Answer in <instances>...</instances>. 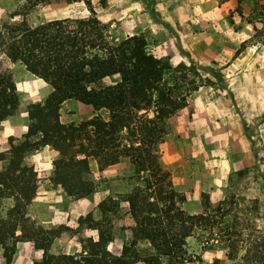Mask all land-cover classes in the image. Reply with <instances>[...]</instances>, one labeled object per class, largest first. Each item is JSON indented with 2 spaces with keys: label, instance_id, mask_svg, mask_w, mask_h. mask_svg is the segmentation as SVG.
<instances>
[{
  "label": "trees",
  "instance_id": "obj_1",
  "mask_svg": "<svg viewBox=\"0 0 264 264\" xmlns=\"http://www.w3.org/2000/svg\"><path fill=\"white\" fill-rule=\"evenodd\" d=\"M34 1L35 4L47 5L84 0ZM257 1L264 3V0ZM99 5L103 10L107 9L105 0H100ZM87 10L88 18H59L37 26H29L24 19L17 20V14H13L7 24L0 25V55L3 57V63L0 61V123L13 116L19 106L16 79L9 67L21 65L53 89L43 104L28 106L31 125L27 134L36 127L54 150L60 146L67 150L77 147L79 151L61 152V157L55 159L53 179L59 182L63 192L77 199L93 192V184L83 182L85 179L80 174L82 170L89 173L91 160L102 170L125 158L137 179H142V186H135L124 197L132 224L127 228L130 242L123 244L118 257L100 249L111 239V227L107 233L105 231L109 223L105 229L101 223L109 222V216L115 212L110 199H105L97 205L101 223L90 221L99 234L97 243L86 242L87 257L75 259L71 254L53 256L50 249L41 246L44 251L41 262L105 264L95 258L103 255L109 256V264L191 263L193 259L187 254L186 239L197 232L203 234L211 230L215 221L208 220L205 213L194 216L183 211L182 202L177 201L179 196L172 190L169 173L160 162L159 148L168 135V120L185 108L187 99L203 85L195 86V81L187 79V72H191L189 66L179 64L173 67L168 57L157 58L148 52L143 34L126 36L114 42L107 24L99 21L89 2ZM197 73L194 69V74ZM214 76L218 77V74ZM197 78L200 81L198 75ZM68 101L90 105L97 114L79 125H62L59 108ZM8 141H11L7 158L9 165L0 173L3 179L7 175L13 177L11 165L16 152L12 145L19 142L13 138H8ZM22 169L15 173H27L24 166ZM247 171H238L229 181L242 178ZM78 177L80 180H75ZM11 184L0 183V191L7 188L17 196L27 198L25 189ZM33 195L31 191L28 197ZM16 202L4 216L1 214L3 217L0 215V238L5 239L2 234L11 231L13 237L23 236L27 242H33L22 224L24 219L19 200ZM7 220L12 229L2 226ZM238 226L235 216L226 225V239L223 241L228 249L226 258L234 261L233 264H264V236H244L243 232L237 231ZM245 229L250 228L243 231ZM252 231L258 232L254 228ZM17 242L19 239L15 240ZM139 242H147L152 252L140 254L134 249ZM241 244L244 254L237 261ZM14 248L5 257L8 264Z\"/></svg>",
  "mask_w": 264,
  "mask_h": 264
},
{
  "label": "rangeland",
  "instance_id": "obj_2",
  "mask_svg": "<svg viewBox=\"0 0 264 264\" xmlns=\"http://www.w3.org/2000/svg\"><path fill=\"white\" fill-rule=\"evenodd\" d=\"M99 1L84 0L72 4L60 2L45 5L35 4L34 0H0V25L7 24L13 14H17L15 19H24L29 26H37L42 22L59 18H88L90 14L87 3L89 2L99 21L107 24L114 42L121 41L126 36L143 33L148 52L156 56L168 57L173 67L179 64L189 66L191 70L187 72L189 81H195V86L200 83L203 85L201 87H212L224 98L229 95L226 74L233 68L232 62L238 61L235 62L237 67L233 68L235 71L264 70V7L262 6L264 3L262 2L257 0H105L107 9L103 10ZM186 33L209 34L204 42L199 44L201 50H197V54L204 57L212 54L220 60L205 65L191 58L192 54L189 52L183 53L180 41L182 35ZM0 61L3 63L1 55ZM13 69L15 70V67ZM194 69H197L200 81L194 74ZM214 74H218V77ZM254 95L259 96L258 99L262 98L259 100L264 104V92ZM75 109L71 107V110ZM177 113L168 120V134L177 125L182 126L181 123L185 126V122H181ZM257 120H264V114ZM37 129L33 127L21 139L13 138L19 140L12 145L16 152L12 167L10 166L13 177L7 175L6 179L0 178V183L3 185L12 183L11 185L16 188L26 190L24 193L27 198L22 195L17 196L7 188L1 190L0 211L4 216L13 204H17L16 199L19 200L20 213L24 219L22 224L34 240L28 241L32 247L28 259L43 264L41 259L44 251L41 246L50 249L53 256L71 254L75 259L87 257L86 242L97 243L99 234L92 228L90 221L101 223L97 205L105 199H110V205L114 207L115 212L109 216V222L101 223L103 229L109 223L105 231L107 233L108 227H111L112 242H106L100 249L105 250L110 256L118 257L123 244L130 242V231L127 228L132 224L124 197L131 193L135 186H142V179H137L133 167L125 158L102 170H99L97 163L91 160L88 164L89 173L82 170L84 173L80 171V174L85 179L83 182L93 184V192L82 199L67 196L59 187V182L53 179L54 163L56 158L61 157V152L64 154L79 152L78 148L67 150L59 146L54 150L51 143L45 142L47 140L42 138ZM180 131L185 133L186 130L183 128ZM196 131L194 130V139L200 146L201 135ZM166 140L167 136L164 143ZM9 142L11 141H8V138L0 140V161L7 162L6 168L9 165L7 159ZM163 144L159 148L160 162L169 173L172 190L179 196L177 201L182 202L183 211L194 216L205 213L208 220L215 221V226L211 230L203 234L197 232L186 239L187 254L193 259L191 263L186 264H233L234 261L226 258L228 249L223 242L226 239L224 237L226 225L231 222L233 216L239 223L237 231L243 232L244 236H264V158L256 157V165L251 170L247 168V174L242 178H234L231 182L229 181L231 176L243 170L228 171L231 169L229 167L235 152H201L200 150L185 152L183 142H179L177 146L181 152H165ZM21 165L27 169V173L17 175L16 170H23ZM79 178L75 180L79 181ZM31 191L34 195L28 197ZM9 224L10 221L7 220L2 226L12 229L13 226L10 227ZM247 227L250 229L243 231ZM252 228L257 229L258 232L252 231ZM8 233L2 234L6 236L5 239L0 238V264H8L5 257L16 247L15 240L26 242L25 237L17 239L13 237L11 231ZM240 246L237 261L244 254V247L242 244ZM134 249L142 255L152 252L147 242H139ZM95 258L105 264L110 263L109 256L102 255Z\"/></svg>",
  "mask_w": 264,
  "mask_h": 264
},
{
  "label": "crops",
  "instance_id": "obj_3",
  "mask_svg": "<svg viewBox=\"0 0 264 264\" xmlns=\"http://www.w3.org/2000/svg\"><path fill=\"white\" fill-rule=\"evenodd\" d=\"M206 36L209 34L182 35L181 51L189 52L192 54L191 58L205 65L219 61L220 59L212 54L206 57L197 54V50H201L199 44L204 42ZM235 62L238 61L232 62L233 68L236 66ZM233 68L226 74V87L229 91L227 98L218 95L212 87H200L194 92L185 107L186 110L177 113L181 122H185V126L181 123L182 126L177 125L175 129H170L171 132L163 144L165 152H181L177 149L179 142L184 143L185 152H235L229 167L231 169L228 170L231 172L247 168L251 170L257 163L256 157L264 158V120H257L264 114V104L259 100L262 98L258 99L259 96L254 95L264 92V70L235 71ZM9 70L16 79L20 102L15 114L0 123V140L21 139L25 136L31 125L28 106L43 104L53 92L50 85L29 74L23 66L13 65ZM72 106L76 109L71 110ZM96 114L90 105L68 101L59 108V121L62 125H79ZM101 115L104 116L105 113ZM183 128L185 133L180 131ZM194 130L199 131L201 135L200 146L194 139ZM6 166V161H0V172L5 170ZM30 245L27 241L17 242L10 264H33V261L28 259L32 250Z\"/></svg>",
  "mask_w": 264,
  "mask_h": 264
}]
</instances>
